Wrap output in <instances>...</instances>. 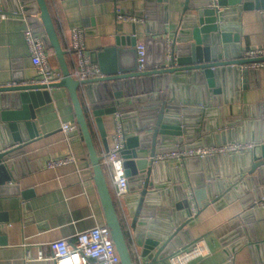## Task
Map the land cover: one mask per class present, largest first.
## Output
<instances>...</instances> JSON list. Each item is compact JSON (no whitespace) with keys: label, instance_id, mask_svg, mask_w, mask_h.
I'll list each match as a JSON object with an SVG mask.
<instances>
[{"label":"crops","instance_id":"0c3cea01","mask_svg":"<svg viewBox=\"0 0 264 264\" xmlns=\"http://www.w3.org/2000/svg\"><path fill=\"white\" fill-rule=\"evenodd\" d=\"M206 1L168 0L163 3L162 23L158 21V0H47V3L62 47L65 48L63 30L82 27L86 34V52L90 56L114 45L116 36L133 33V22L116 20L117 7L144 17L143 22L135 25V36L145 42L150 59L155 61L161 51L159 40L172 38L180 29L183 18L194 14L195 8ZM4 13L7 11L0 10V85L14 83L12 76L17 71L23 72L26 81H32L37 77V71L24 37L29 25L25 16L7 14L4 19ZM36 16L40 18V11ZM233 17L240 25V51L264 46L263 10L237 11ZM132 61H136L135 53ZM50 63L60 69L53 49ZM179 86L182 89L177 88V93L182 101H186L188 111L182 120L186 118L185 122L197 123L200 127L193 140L185 145L246 140L251 134L264 142V67L252 71L248 88L241 89L234 101L224 92L212 95L206 81L200 84L185 77ZM97 88L96 84L92 86V96L96 98ZM47 93V100L35 108L36 118L31 120L32 131L34 128L38 134L34 138L27 136L29 141L14 159L15 178L9 184L13 188L0 190V264H55L51 259H38L40 251L47 258L51 256L50 242L66 238L74 243L80 231L106 225L85 141L81 134L70 136L62 130L63 122H76L69 90L64 86L52 87ZM166 93L170 94L169 89ZM80 100L88 113L100 155L105 142L88 105L90 100L81 94ZM103 122L107 145L112 147L114 114L103 115ZM204 122L211 126L206 133L202 131ZM25 133L28 135V128ZM12 134L8 128L2 133L10 138ZM128 135H136V132ZM147 151L141 153L147 154ZM68 154L77 158L76 163L46 167L49 159ZM234 164L236 166V161ZM197 167L195 162L190 165L186 161L181 165L174 159L163 162V171L168 173L170 181L168 188L158 191L160 195L153 198L157 201L153 204L154 209L171 208L165 195L161 194L167 189L171 190L173 208L190 190L193 191L190 176L199 171ZM233 170L232 160L228 157L213 161L206 169L210 178L207 181L219 183L220 189L225 191L216 201L203 200L192 226H186L194 240H203L209 250L207 255L193 259L191 264H264V167L252 175L245 172L234 177ZM230 179L237 181L230 184ZM177 212L181 213V210ZM254 236L256 240H253ZM138 248L142 250L141 246ZM146 260L152 264L147 257ZM154 264H169V259H158Z\"/></svg>","mask_w":264,"mask_h":264},{"label":"water","instance_id":"95a60500","mask_svg":"<svg viewBox=\"0 0 264 264\" xmlns=\"http://www.w3.org/2000/svg\"><path fill=\"white\" fill-rule=\"evenodd\" d=\"M158 1V21L162 23L164 22L162 11L165 7L163 3H167L168 0ZM251 9L264 11V0H217L216 4L207 0L202 6L195 8L194 14L183 18L180 29L172 38L159 40L161 51L155 61L150 59L146 45L147 70L143 72L137 70L136 23H133L132 34L116 36L115 44L106 47L104 52L91 53L92 61L101 67L102 76L84 81V89L90 100L91 113L105 142V148L109 147L103 115L120 112L126 134L136 132V135H128L123 150L126 175L130 178V193L125 200L134 239L137 245L142 247V255L152 264L157 263L158 259L169 258L174 252L186 248L196 240L186 228L187 225L192 226L194 222L186 195L180 202L174 204L173 208L171 190L167 189L161 194L165 195V200L171 208L154 209L153 204L157 201L154 202L153 198L160 195L158 191L168 188L170 179L168 173L163 171V162L156 163L149 157L154 156L156 152L175 149L178 146L201 145H185V142L193 140L200 127L196 122V124L185 122L186 118L182 120L184 119L182 116L184 117L188 111L186 101L184 99L182 101L180 94L177 93V88H181L179 86L181 79L190 77V80L200 84H205L206 81L212 95L224 92L233 101L238 98L241 89L248 88V77L252 75L253 69L243 65L263 61L264 56L243 57L239 46L240 25L234 20L233 15L237 11ZM0 10L7 11V14L25 16L29 27L44 35L45 45L55 51L62 71V79L49 85L26 81L21 71L13 73L14 83L0 85V190L10 191L13 188V185L9 184L15 178L14 159L22 152L21 149L29 141L28 137L34 138L38 134L36 129L33 128V131L31 129V120L36 118L35 108L47 100V90L52 87H66L78 124V129L68 135L81 134L85 141L104 207L106 225L111 230L122 264H134L128 238L120 222L101 165V156L97 152L80 100L78 93L80 82L70 73L66 52L62 47L47 1L0 0ZM39 11L40 18L36 16ZM134 53L136 61H132ZM94 84L98 87V100L92 96ZM168 89L170 94L166 93ZM5 128L12 131L11 138L2 135ZM27 128L28 135L25 133ZM210 129L211 126L204 122L203 133ZM248 139L254 140L256 145L247 153L232 156L228 154L194 156L186 159L187 165L194 162L198 164L199 171L190 176L198 206L202 207L203 200L206 199L216 201L225 191L220 189L219 183L211 184L207 181L210 178L206 169L213 161L221 157L230 158L234 168L233 177L237 173L240 176L245 172L252 175L264 167V142H259V137L252 134L246 140ZM143 150H148L147 154H142ZM235 181L237 180H231L229 183ZM150 189H154L152 190L154 192ZM175 189L176 187L174 191ZM177 210H181V213ZM156 211H159L157 216ZM249 228L253 232L251 224ZM253 240H256L255 236Z\"/></svg>","mask_w":264,"mask_h":264},{"label":"built area","instance_id":"2783aa9c","mask_svg":"<svg viewBox=\"0 0 264 264\" xmlns=\"http://www.w3.org/2000/svg\"><path fill=\"white\" fill-rule=\"evenodd\" d=\"M216 4L217 0H211ZM6 13L2 18L6 19ZM117 21H130L133 23L143 22L144 17L129 13L124 9L116 8ZM66 52L65 57L72 77L80 82L78 93L86 95L84 81L95 79L102 76V70L98 63L92 61L90 55L86 52V34L82 27H73L69 30H63ZM26 44L29 49L31 62L36 68L37 77L31 82L51 84L62 79L61 69L54 68L50 63L51 48L44 43V35L28 28L24 32ZM170 40L167 44V52L170 50ZM137 52V70L143 72L147 70L146 44L143 40H136ZM264 46L248 48L243 51V57H263ZM169 57V55H168ZM243 67L259 70L264 67V60L247 63ZM89 105V104H88ZM90 107V106H89ZM115 132L113 134L114 144L108 149L103 147L101 156V165L104 169L114 195L115 205L119 212V218L124 223L128 243L134 264H150L146 257L142 255V250L134 239L133 230L130 224L129 212L126 206L125 198L130 193V178L126 175L125 158L123 150L126 146L128 134L125 132L124 124L121 119V113L116 111ZM78 129V124L73 121L62 123V130L66 135L71 131ZM256 142L254 140H233L226 143L200 145L196 147L178 146L175 149L156 152L154 156L149 157L154 162L160 163L171 159L177 160L183 165L187 158L194 156H212V155H234L243 154L251 151ZM77 158L73 154L55 157L46 162V167L56 168L68 163H76ZM190 203L192 216L198 211V203L194 197L193 191L187 195ZM264 202V201H263ZM131 241V243H130ZM51 256L47 258L42 251L38 254V259H51L55 264H122L121 257L116 248L111 235V230L107 225H96L90 229L77 233V240L71 243L66 238L54 240L49 243ZM209 253L203 240H196L186 248H181L169 256V264H191V261L197 257L205 256Z\"/></svg>","mask_w":264,"mask_h":264},{"label":"trees","instance_id":"16d2710c","mask_svg":"<svg viewBox=\"0 0 264 264\" xmlns=\"http://www.w3.org/2000/svg\"><path fill=\"white\" fill-rule=\"evenodd\" d=\"M47 1V0H46ZM48 4V3H47ZM50 10V9H49ZM83 105V104H82ZM83 108H84V106H83ZM74 111H75V109H74ZM84 111H85V109H84ZM85 114H86V118H87V121H88V124H89V127H90V130H91V133H92V128H91V123H90V120H89V116H88V113L85 111ZM76 115V114H75ZM92 136H93V139H94V135H93V133H92ZM106 174V173H105ZM106 178H107V176H106ZM107 181H108V185H109V187H110V190H111V193L113 192L112 191V188H111V185H110V182H109V180H108V178H107ZM112 197H113V199H114V195H113V193H112ZM114 202H115V200H114ZM116 203V202H115ZM116 209H117V207H116ZM117 212H118V210H117ZM118 215H119V212H118ZM120 222H121V224H122V227H123V229H124V232L126 233V231H125V226H124V223H123V221L121 220V218H120ZM126 236H127V234H126Z\"/></svg>","mask_w":264,"mask_h":264}]
</instances>
